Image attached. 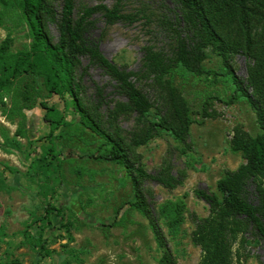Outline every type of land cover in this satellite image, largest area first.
<instances>
[{"label": "trees", "instance_id": "obj_1", "mask_svg": "<svg viewBox=\"0 0 264 264\" xmlns=\"http://www.w3.org/2000/svg\"><path fill=\"white\" fill-rule=\"evenodd\" d=\"M58 1L0 0L3 9H17L31 41L27 49L16 52L11 50V37L0 45V104L4 106L5 95L12 93L17 83L28 77L42 80L47 95L67 102L74 117L69 122L65 115L59 114L56 104L42 100L39 95L33 99L45 111L43 121L49 129L50 147L43 157L33 162L32 168L40 162L38 166L42 169L52 164L48 161L50 157L62 156L56 151L55 140L75 137L76 133L67 128L79 126L82 133L91 134L100 144L95 153H83L80 157L111 162L126 171L134 194L128 205L148 219L162 252L159 264H177L160 220L176 238L185 220V204L170 202L161 206L158 215L154 214L147 201L144 183L155 181L174 189L183 184V178L174 174L169 155L156 174H149L136 149L162 133L176 142L186 143L196 122L188 102L171 80L177 70L209 79L222 77L231 90L226 103L247 102L256 113L261 133L252 137L242 127L234 130L231 148L241 153L246 163L235 172H227L218 181L219 195L196 192L197 197L210 206V216L196 220L192 240L202 249L200 264H234V244L241 235L242 243L243 235L249 232L264 240V0H171L175 9L167 8L166 12L171 16L164 13L161 19L150 11L127 12L124 0H116L111 7L99 4L81 10L77 9L76 0H61L58 10ZM96 15L108 28L121 21L132 25L144 20L150 27L158 21V31L166 39L165 46H160L157 41L143 46L138 72L121 68L100 50L99 42L105 33L99 41L91 38L97 25ZM2 24L3 12L0 10V27ZM51 26L56 27L57 38L53 36ZM209 48L222 60L219 73L206 69L203 64ZM239 55L247 60L246 78H240L235 71L233 61ZM84 59L88 61L87 65ZM91 67L101 69L115 83L116 94L124 97L126 102H111L98 86L93 95L89 94L84 78ZM35 89L38 92L39 87ZM30 96L26 92L22 97L30 102ZM211 99L203 104L201 116L204 120L213 116ZM17 104L16 100L3 113L11 119ZM123 116L133 119L131 132L121 127ZM16 136L26 137L21 128ZM2 139L4 142L0 147H6L10 153L21 145L10 139L5 131ZM5 168L14 173L13 169ZM36 175L48 177L42 170ZM250 184L255 188V203L246 196ZM63 213L62 207L49 205L36 221L41 223L38 230L33 233L32 227L28 226L24 231L25 242L36 251L35 264L53 258L54 251L48 249L47 233L55 229L52 217L62 218ZM101 226L110 225L102 223Z\"/></svg>", "mask_w": 264, "mask_h": 264}, {"label": "rangeland", "instance_id": "obj_2", "mask_svg": "<svg viewBox=\"0 0 264 264\" xmlns=\"http://www.w3.org/2000/svg\"><path fill=\"white\" fill-rule=\"evenodd\" d=\"M115 3L116 0H76L78 10L99 4L111 7ZM124 4L129 13L150 11L160 19L164 13L171 16L166 12L167 8L175 9L171 0H124ZM57 8L60 10L61 0L57 2ZM0 10L3 12L0 45L11 37L13 52L27 49L31 41L17 9L0 7ZM95 18L97 25L91 38L99 41L105 33L99 42L100 50L121 68L138 72L143 46L154 41L165 46L166 39L158 31V21L151 27L144 20L132 25L121 21L108 28L98 15ZM50 28L57 38L56 27ZM84 64H88L86 59ZM203 64L208 70L218 73L222 70V60L211 48L207 49ZM233 64L236 74L246 78L245 57L236 56ZM171 80L188 102L196 123L185 144L162 133L147 145L138 147L136 152L141 156L145 170L153 175L168 155L172 157L174 174L183 178V184L171 189L155 181H146L147 201L156 215L164 204H185V220L176 238L169 233L163 220L160 225L177 264H200L203 252L193 243L192 236L196 220L210 216V206L198 198L196 192L219 195L218 181L227 172H235L246 163L243 155L231 148L234 130L242 127L256 137L261 129L255 111L247 102L226 103L231 90L222 77L209 79L179 69ZM84 83L91 95L98 86L111 102H126L124 97L116 94L115 83L99 68L91 67ZM35 87H39V93ZM26 92L32 95L30 102L22 97ZM37 95L56 104L59 114L65 115L67 121L74 119L67 102L63 103L57 96H48L42 80L28 77L19 81L12 93L5 95L4 106L0 104V143L4 142L2 132L5 131L10 139L21 144L13 153L0 147V264H35L36 251L25 242L23 233L28 226L32 227L33 233L38 230L41 223L36 221L49 205L62 207L64 213L62 218L52 217L55 229L47 236L48 249L54 251V256L41 264H159L162 252L148 219L128 205L134 194L126 171L111 162L80 157L83 153H95L100 145L91 134L82 133L79 126H69L67 130H73L75 137L55 140L56 151L63 155L56 159L50 157L48 161L52 164L47 167L40 169V162H36L32 168L33 162L43 157L50 147L49 129L43 121L45 111L33 101ZM208 98H212L213 116L204 120L201 110ZM16 100L17 109L10 119L3 110L9 109ZM120 125L131 132L134 122L123 116ZM19 128L26 137L16 136ZM39 170L48 177L36 175ZM246 196L250 202H256L252 184L247 187ZM102 223L110 226L102 227ZM243 237V243L241 235L234 244V264H264V240L250 232Z\"/></svg>", "mask_w": 264, "mask_h": 264}]
</instances>
